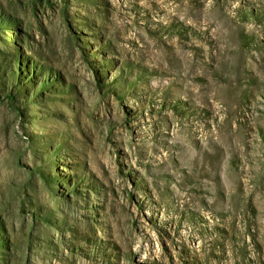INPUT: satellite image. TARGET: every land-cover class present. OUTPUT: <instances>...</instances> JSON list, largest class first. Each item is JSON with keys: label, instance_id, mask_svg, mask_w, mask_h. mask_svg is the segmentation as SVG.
Wrapping results in <instances>:
<instances>
[{"label": "rangeland", "instance_id": "1", "mask_svg": "<svg viewBox=\"0 0 264 264\" xmlns=\"http://www.w3.org/2000/svg\"><path fill=\"white\" fill-rule=\"evenodd\" d=\"M0 264H264V0H0Z\"/></svg>", "mask_w": 264, "mask_h": 264}]
</instances>
